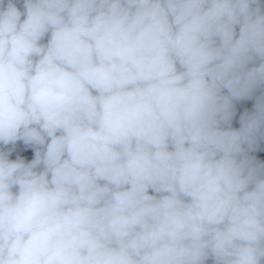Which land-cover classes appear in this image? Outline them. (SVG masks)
I'll return each mask as SVG.
<instances>
[{
  "label": "clouds",
  "instance_id": "9594fccd",
  "mask_svg": "<svg viewBox=\"0 0 264 264\" xmlns=\"http://www.w3.org/2000/svg\"><path fill=\"white\" fill-rule=\"evenodd\" d=\"M18 2L0 145L34 158L0 150V264H264V93L231 127L264 87V0Z\"/></svg>",
  "mask_w": 264,
  "mask_h": 264
},
{
  "label": "water",
  "instance_id": "95a60500",
  "mask_svg": "<svg viewBox=\"0 0 264 264\" xmlns=\"http://www.w3.org/2000/svg\"><path fill=\"white\" fill-rule=\"evenodd\" d=\"M17 7L23 11L22 0L17 3ZM23 18V17H22ZM45 38V42H46ZM264 93V87L258 89L251 99L241 100L234 102L235 104V115L231 122V127L234 129L240 128V117L245 113H251L254 111L255 97ZM0 150L10 151V159H15L17 156L25 158V162H30L34 158V149L30 146H25L23 141H17L15 145L3 146L0 145ZM250 157H253L258 165H264V137L260 138L257 142L255 150L250 151ZM42 167V166H41ZM151 194V192H150ZM207 264H212L209 260Z\"/></svg>",
  "mask_w": 264,
  "mask_h": 264
}]
</instances>
